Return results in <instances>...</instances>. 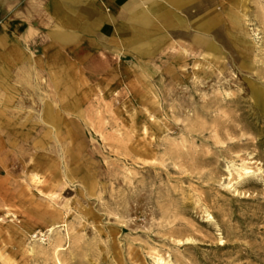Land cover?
<instances>
[{
    "label": "rangeland",
    "instance_id": "rangeland-1",
    "mask_svg": "<svg viewBox=\"0 0 264 264\" xmlns=\"http://www.w3.org/2000/svg\"><path fill=\"white\" fill-rule=\"evenodd\" d=\"M169 4L17 84L0 264H264V0Z\"/></svg>",
    "mask_w": 264,
    "mask_h": 264
},
{
    "label": "crops",
    "instance_id": "crops-1",
    "mask_svg": "<svg viewBox=\"0 0 264 264\" xmlns=\"http://www.w3.org/2000/svg\"><path fill=\"white\" fill-rule=\"evenodd\" d=\"M169 5V0H0V126L18 100L17 84L56 80L63 54L72 48L136 43L158 24H179L169 18ZM42 121L57 127L47 105Z\"/></svg>",
    "mask_w": 264,
    "mask_h": 264
},
{
    "label": "bare ground",
    "instance_id": "bare-ground-1",
    "mask_svg": "<svg viewBox=\"0 0 264 264\" xmlns=\"http://www.w3.org/2000/svg\"><path fill=\"white\" fill-rule=\"evenodd\" d=\"M50 116V115H49ZM159 260V259H158ZM162 261V260H161ZM157 263V262H156ZM159 264V263H158Z\"/></svg>",
    "mask_w": 264,
    "mask_h": 264
}]
</instances>
